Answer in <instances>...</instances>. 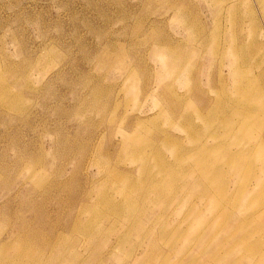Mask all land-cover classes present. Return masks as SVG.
<instances>
[{"label":"rangeland","instance_id":"374dc122","mask_svg":"<svg viewBox=\"0 0 264 264\" xmlns=\"http://www.w3.org/2000/svg\"><path fill=\"white\" fill-rule=\"evenodd\" d=\"M263 152L264 0H0V264L264 263Z\"/></svg>","mask_w":264,"mask_h":264},{"label":"bare ground","instance_id":"6f19581e","mask_svg":"<svg viewBox=\"0 0 264 264\" xmlns=\"http://www.w3.org/2000/svg\"><path fill=\"white\" fill-rule=\"evenodd\" d=\"M237 6V5H236ZM248 44V43H247ZM242 46V45H241ZM239 49V48H238ZM234 90L237 92V93H241V95H244V96H249L248 94H244V93H247L246 92V89H244L243 87L240 86V83L239 85L237 84V82H234ZM234 91V92H235ZM250 94V93H249ZM239 124V123H238ZM250 148H252V146H250ZM262 156L264 158V152L262 153ZM245 157V153L243 152V149H239L237 154L234 156L235 159H240V158H243ZM264 213H259L258 214V217L260 218L261 221H263V216ZM3 247V246H2ZM216 257V256H215ZM261 261L258 262V264L260 263ZM260 264H264V263H260Z\"/></svg>","mask_w":264,"mask_h":264}]
</instances>
